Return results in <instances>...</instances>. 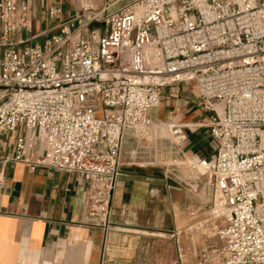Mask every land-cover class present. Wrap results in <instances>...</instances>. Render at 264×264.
Segmentation results:
<instances>
[{
	"label": "built area",
	"instance_id": "2783aa9c",
	"mask_svg": "<svg viewBox=\"0 0 264 264\" xmlns=\"http://www.w3.org/2000/svg\"><path fill=\"white\" fill-rule=\"evenodd\" d=\"M77 4L29 45L16 39L28 5L0 2V140L14 135L0 161L75 174L82 226L106 233L124 133L147 126L162 91L192 83L216 145L207 183L228 211L200 262L264 264V0Z\"/></svg>",
	"mask_w": 264,
	"mask_h": 264
},
{
	"label": "crops",
	"instance_id": "0c3cea01",
	"mask_svg": "<svg viewBox=\"0 0 264 264\" xmlns=\"http://www.w3.org/2000/svg\"><path fill=\"white\" fill-rule=\"evenodd\" d=\"M20 1L29 7V20L16 39H28L29 45L42 43L78 9L77 0ZM206 118L196 105L194 85L182 84L178 96L162 91L147 127L162 123L172 129L179 137L178 157L195 156L188 160L191 168L204 174L216 150L203 125ZM144 136L138 129L124 133L111 196L112 226L106 233L82 226L86 184L75 174L30 171L25 164L0 161V264H196L183 251L202 217L198 183L188 178L183 186L158 167V156L151 152L155 146L143 144ZM13 138L0 140V158L11 153ZM37 147L29 152L31 159ZM215 233L204 234L210 247L218 243Z\"/></svg>",
	"mask_w": 264,
	"mask_h": 264
},
{
	"label": "rangeland",
	"instance_id": "374dc122",
	"mask_svg": "<svg viewBox=\"0 0 264 264\" xmlns=\"http://www.w3.org/2000/svg\"><path fill=\"white\" fill-rule=\"evenodd\" d=\"M154 126L148 125V127L146 126L140 130L145 133L143 144L149 147L151 145L155 146V149L153 148L151 152L153 155L158 156L156 165L162 170H166L169 176L175 175L178 177L181 180L178 181L183 186H185L188 178L196 179L198 183L199 212L202 217L191 228L194 233L188 242V251H183V254H188L191 259L196 260V264L198 262L201 263L200 260L202 259L203 252L210 247L204 234L214 233L215 229L223 225L225 216L218 215L217 213L218 197L213 185L207 183V174H203V171L200 169H195V172L193 169L195 166H192L188 161L191 158L178 157L174 148L176 135L173 134V130L167 128L162 123H156ZM221 206L224 207L222 204Z\"/></svg>",
	"mask_w": 264,
	"mask_h": 264
},
{
	"label": "bare ground",
	"instance_id": "6f19581e",
	"mask_svg": "<svg viewBox=\"0 0 264 264\" xmlns=\"http://www.w3.org/2000/svg\"><path fill=\"white\" fill-rule=\"evenodd\" d=\"M217 201L219 202V200H217ZM217 209H218V212H217L218 215H222V216H227L228 215L227 209L225 207H222L220 203L218 204Z\"/></svg>",
	"mask_w": 264,
	"mask_h": 264
}]
</instances>
